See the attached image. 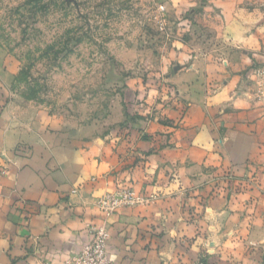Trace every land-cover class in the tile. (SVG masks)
<instances>
[{"label": "crops", "instance_id": "0c3cea01", "mask_svg": "<svg viewBox=\"0 0 264 264\" xmlns=\"http://www.w3.org/2000/svg\"><path fill=\"white\" fill-rule=\"evenodd\" d=\"M173 1L204 18L170 53L166 115L85 132L18 110L0 66V264H66L95 226L113 264H264V0ZM123 186L145 201L107 214Z\"/></svg>", "mask_w": 264, "mask_h": 264}, {"label": "rangeland", "instance_id": "374dc122", "mask_svg": "<svg viewBox=\"0 0 264 264\" xmlns=\"http://www.w3.org/2000/svg\"><path fill=\"white\" fill-rule=\"evenodd\" d=\"M203 18L173 0H0L9 98L85 132L166 115L177 99L163 78L177 64L170 53Z\"/></svg>", "mask_w": 264, "mask_h": 264}, {"label": "built area", "instance_id": "2783aa9c", "mask_svg": "<svg viewBox=\"0 0 264 264\" xmlns=\"http://www.w3.org/2000/svg\"><path fill=\"white\" fill-rule=\"evenodd\" d=\"M259 93L264 96V65L257 70ZM145 201V197L135 189L123 186L113 193H108L97 200V205L110 214L124 206H135ZM93 240L72 255L66 264H113L108 255V230L105 226L93 227Z\"/></svg>", "mask_w": 264, "mask_h": 264}]
</instances>
